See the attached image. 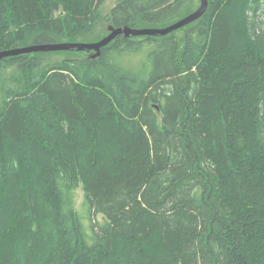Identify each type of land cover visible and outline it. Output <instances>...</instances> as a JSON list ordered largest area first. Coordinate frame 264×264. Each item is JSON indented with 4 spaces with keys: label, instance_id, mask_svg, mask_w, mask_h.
I'll use <instances>...</instances> for the list:
<instances>
[{
    "label": "trees",
    "instance_id": "obj_1",
    "mask_svg": "<svg viewBox=\"0 0 264 264\" xmlns=\"http://www.w3.org/2000/svg\"><path fill=\"white\" fill-rule=\"evenodd\" d=\"M107 1L0 0V51L190 7ZM0 264H264V0L0 59Z\"/></svg>",
    "mask_w": 264,
    "mask_h": 264
},
{
    "label": "water",
    "instance_id": "obj_2",
    "mask_svg": "<svg viewBox=\"0 0 264 264\" xmlns=\"http://www.w3.org/2000/svg\"><path fill=\"white\" fill-rule=\"evenodd\" d=\"M199 1H200V6L196 10L165 27L132 28L127 25L114 26L113 24H110L107 26L108 33L98 41H94V42L65 41L58 43L31 44V45L15 47L12 49L0 51V59L10 56H16L24 53L54 52V51H86L89 53V57L96 58L100 55L101 48L108 45L119 35H122L126 38L131 36L166 35L173 32L174 30L180 29L192 23L193 21L199 19L203 15L208 5V0H199Z\"/></svg>",
    "mask_w": 264,
    "mask_h": 264
},
{
    "label": "rangeland",
    "instance_id": "obj_3",
    "mask_svg": "<svg viewBox=\"0 0 264 264\" xmlns=\"http://www.w3.org/2000/svg\"><path fill=\"white\" fill-rule=\"evenodd\" d=\"M115 2V0H108L107 3H106V9H109V7ZM190 7H188L187 9V12L185 10V12L181 15L180 18L188 15L189 13L193 12L194 10H196L199 6H200V1L199 0H190ZM179 17L176 19H180ZM106 29H107V26H106ZM178 36H180L182 34V31H177L176 32ZM105 36V35H104ZM77 195H78V206L81 204V201H82V197H83V191H82V188L81 186L78 187L77 189ZM83 223L85 225H87V220L86 218L83 219Z\"/></svg>",
    "mask_w": 264,
    "mask_h": 264
}]
</instances>
